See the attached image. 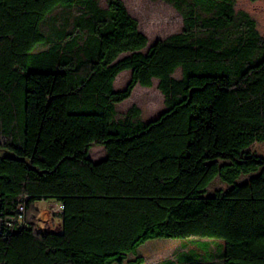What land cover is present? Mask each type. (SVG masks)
<instances>
[{
  "label": "trees",
  "instance_id": "1",
  "mask_svg": "<svg viewBox=\"0 0 264 264\" xmlns=\"http://www.w3.org/2000/svg\"><path fill=\"white\" fill-rule=\"evenodd\" d=\"M165 1L181 30L148 45L122 0H0V264H142L145 241L190 236L264 264V36L236 0ZM153 78L165 109L119 115Z\"/></svg>",
  "mask_w": 264,
  "mask_h": 264
},
{
  "label": "rangeland",
  "instance_id": "2",
  "mask_svg": "<svg viewBox=\"0 0 264 264\" xmlns=\"http://www.w3.org/2000/svg\"><path fill=\"white\" fill-rule=\"evenodd\" d=\"M122 1L128 12L137 19L138 28L146 35L148 45L158 38H164L181 30V14L165 0ZM100 4L106 6V0H100ZM234 8L236 11L248 12L255 19L258 31L264 36V0H236ZM178 75L179 69L175 72V76ZM129 78V69L121 71L115 77L114 87L123 88ZM157 81V78H153L151 86L136 84L130 96L117 103L116 109L119 115L124 114L130 106L136 105L141 111L142 118L149 120L165 109L164 96L157 88ZM251 151L264 155V143L255 142L251 146ZM105 156L106 151L102 144L93 143L90 146L88 158L97 161ZM223 187H226V184L216 178L207 188V193H213L216 189ZM54 202L56 201L52 199H42L36 202L42 208L50 209L40 218L39 227L58 231L61 220L56 216L57 203ZM222 242L221 239L211 237H157L141 244L138 247L137 256L143 258L142 264H179L182 261H189L187 264H223L220 255ZM132 258H135V255L129 254L128 259Z\"/></svg>",
  "mask_w": 264,
  "mask_h": 264
},
{
  "label": "built area",
  "instance_id": "3",
  "mask_svg": "<svg viewBox=\"0 0 264 264\" xmlns=\"http://www.w3.org/2000/svg\"><path fill=\"white\" fill-rule=\"evenodd\" d=\"M62 208H63V204L60 203V202H57V211L58 212H61L62 211ZM18 217H17V220L19 222H23L24 221V212H25V207H24V203H19L18 204Z\"/></svg>",
  "mask_w": 264,
  "mask_h": 264
},
{
  "label": "crops",
  "instance_id": "4",
  "mask_svg": "<svg viewBox=\"0 0 264 264\" xmlns=\"http://www.w3.org/2000/svg\"><path fill=\"white\" fill-rule=\"evenodd\" d=\"M53 203V202H52ZM51 203V204H52ZM54 203H57V202H54ZM50 204V205H51ZM49 205V206H50ZM36 206H37V208L39 209V215H38V218H39V224L41 223V221H40V218L42 217V215H44V214H47L48 213V210H50L49 208H45V207H41V206H39L38 205V203L36 204ZM50 213V212H49ZM51 217V216H50Z\"/></svg>",
  "mask_w": 264,
  "mask_h": 264
}]
</instances>
